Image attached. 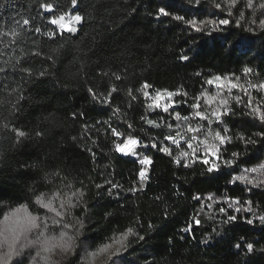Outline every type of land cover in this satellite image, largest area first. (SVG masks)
Returning <instances> with one entry per match:
<instances>
[{
	"label": "trees",
	"instance_id": "trees-1",
	"mask_svg": "<svg viewBox=\"0 0 264 264\" xmlns=\"http://www.w3.org/2000/svg\"><path fill=\"white\" fill-rule=\"evenodd\" d=\"M45 3L53 4V11H45ZM261 3L253 0L249 8L247 0H239L228 15V0H77L75 8L71 0H0V222L16 209L42 215L35 195L54 191L63 181L83 188V203L74 214L84 227L75 254L57 252L56 264H84L87 252L129 227L134 234L126 247L113 255L118 247L113 246L95 264H264L259 220L264 184L234 180L264 163V135H259L264 124L249 114V97L233 89L231 113L223 123L211 124L213 131L227 128L231 137L218 145L219 158L205 156L200 145L195 156L178 164L180 153L191 150L183 140L177 146L165 139L189 122L203 126L204 138L208 122L193 118L191 104L201 94L220 91L208 79L239 78L245 87L264 83ZM66 12L82 17L75 32L50 23ZM192 19L230 23L198 32L185 23ZM245 68L251 72L245 74ZM145 83L147 98L141 91ZM177 90L187 95L174 96L169 112L153 105L157 91L166 96ZM248 92L254 107H264V90ZM175 112L189 121H176ZM16 130L26 135L18 139ZM129 135L141 146L136 154L123 155L116 144ZM145 156L151 161L147 168L140 163ZM213 163L219 168L209 172ZM248 175L264 179L260 173ZM230 215L236 219L229 222Z\"/></svg>",
	"mask_w": 264,
	"mask_h": 264
},
{
	"label": "snow or ice",
	"instance_id": "snow-or-ice-1",
	"mask_svg": "<svg viewBox=\"0 0 264 264\" xmlns=\"http://www.w3.org/2000/svg\"><path fill=\"white\" fill-rule=\"evenodd\" d=\"M199 3V0H196ZM239 0H228V15H231V9L237 5ZM73 8L77 5V0H71ZM45 11H53V4L45 3L41 5ZM247 6L251 8L253 6V0H247ZM216 8H221L220 3L215 4ZM259 8L264 9V3L259 5ZM161 14L168 15L163 8L160 9ZM67 17V22H66ZM244 18L241 14L240 19ZM176 20H184V17L176 16ZM82 20L81 15L72 14V13H63L59 16H55L50 20L51 24L57 25L61 30L68 32H75L77 29L74 24L79 23ZM25 24L29 23L27 20L24 21ZM185 23L189 24L195 31H202L203 28L212 26L213 30H216L220 25H228L230 20L221 19L218 22L214 20L207 21H197L195 19L186 20ZM239 25V21H236ZM260 27L264 28V20L260 21ZM251 31V29H249ZM39 31V28L36 29ZM182 60H188L186 55L180 57ZM3 71V69H0ZM27 71V70H26ZM245 74L251 72V69L245 68ZM43 75V73H41ZM120 79L119 76L116 77ZM239 78H236L235 81L222 78L221 76H215L206 81L208 85L215 86L218 90L215 94L207 93L201 94L200 97L194 98V103L191 104V108L194 109L193 118L201 121L208 122V128L204 131V138L201 139L200 133L203 130V126H193L192 123H187L184 127V131H176L175 135H168L165 137L166 140L171 141L172 144L179 146L180 142L183 140L187 144V148L191 151H183L180 153V157L176 158V163H180L181 159H190L195 156L200 145L204 146L205 156L209 153L216 155L218 157L219 148L218 145H223L226 142H230L231 137L227 135V128H224L222 131L217 130L213 131L211 128L212 123H223V117L231 113V108L229 107V99L233 89H237L243 92L248 99V107L250 108V115L254 116L257 120L264 124V107L253 106V98L248 92L249 88H256L258 90H264V83L259 85L248 83L247 87L238 82ZM149 85L145 83L142 86L141 91L143 95L147 98L149 93L144 91ZM91 91V89L89 90ZM113 92L117 91L115 88L112 89ZM131 95V92L129 93ZM187 95V93H182L180 90L175 92L166 91V96L164 93L157 91L154 96L151 97L152 103L156 108H161L164 112H169V109L174 106L176 103L172 100L174 96ZM135 98V97H133ZM164 99L167 102L163 105L161 100ZM201 99H203V105L201 104ZM237 102L240 101V97H233ZM203 109V110H202ZM174 119L176 121H189L188 116H182L179 112L174 113ZM148 124L153 127H160L161 124L148 120ZM7 127V125H4ZM131 127V125H129ZM169 128H172V125H168ZM113 135L122 136L121 133L117 132L115 129L112 130ZM17 138H23L26 133L21 130H16ZM259 135H264V132L259 133ZM179 138V139H178ZM243 139V137H241ZM196 141V145L192 142ZM141 146V141L131 135L123 139L122 143L116 144V151L124 154H136L135 150ZM148 147V145H143ZM151 147H157V144L153 142ZM160 151L171 155V151L168 147H162ZM233 155H237L233 153ZM195 162V161H193ZM141 164L151 163L150 159L145 156L140 160ZM203 163L209 164L208 159H204ZM231 164V161L226 162ZM188 166V165H186ZM219 165L213 163L211 167L208 168V171L211 172L214 169H218ZM248 173H260L264 175V163L259 164L257 167L250 169H245L244 173L234 177L235 181H241L246 184H255L262 185L264 184V179H253L250 178ZM54 177L60 179L59 173H55ZM141 182L146 180V171L141 170L139 173ZM110 183V182H109ZM63 186L56 188L54 191L47 193L41 192L35 195V204L38 206V209L43 210L41 215L39 212L33 214L27 210L23 209V214L21 215V209H16L13 212L5 215L3 222H0V264H25L27 260L28 264H56L53 261L52 257L60 252L63 255L75 254L76 238L81 234V229L84 227L83 220L79 219L74 214V209L81 207L83 203L84 191L83 188H75L71 183H63ZM96 187H102V185H96ZM113 187H117L113 185ZM67 190V191H65ZM111 194V193H110ZM199 200L200 197H195ZM208 199H213V197H208ZM239 203V201H236ZM250 210V209H249ZM220 212H225L224 208L219 209ZM240 211V209H236ZM235 216H228V221H234ZM259 220L261 223H264V216H260ZM253 221L249 220L248 223L251 224ZM196 225L200 224L199 220H194ZM185 231L191 230V225L188 228L184 229ZM134 234V229L129 227L124 232L114 235L109 243L101 245L94 251L86 253L84 258V264H95L96 258L108 253L113 246H118L116 252L112 254L115 255L118 253L120 248L126 247V241L129 236ZM143 239V237H139ZM237 247H240L238 244ZM247 251L251 252L253 250V245L251 243L246 245ZM35 254L32 255L31 253ZM28 253V255H25ZM111 257H109L110 259Z\"/></svg>",
	"mask_w": 264,
	"mask_h": 264
},
{
	"label": "rangeland",
	"instance_id": "rangeland-1",
	"mask_svg": "<svg viewBox=\"0 0 264 264\" xmlns=\"http://www.w3.org/2000/svg\"><path fill=\"white\" fill-rule=\"evenodd\" d=\"M66 22H67V17H66ZM165 101L166 100H164V99H162L161 100V104L163 105L164 103H165ZM137 150V149H136ZM136 150H135V152H136ZM121 153V152H120ZM121 154H123V155H131V153L130 154H124V153H121ZM210 154H212V153H210ZM149 164H144V166L146 167V166H148ZM147 168V167H146Z\"/></svg>",
	"mask_w": 264,
	"mask_h": 264
}]
</instances>
